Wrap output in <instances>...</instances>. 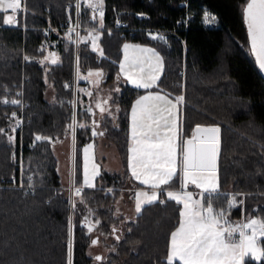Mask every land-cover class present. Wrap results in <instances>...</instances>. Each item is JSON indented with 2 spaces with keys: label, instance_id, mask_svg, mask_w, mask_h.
I'll use <instances>...</instances> for the list:
<instances>
[{
  "label": "trees",
  "instance_id": "trees-1",
  "mask_svg": "<svg viewBox=\"0 0 264 264\" xmlns=\"http://www.w3.org/2000/svg\"><path fill=\"white\" fill-rule=\"evenodd\" d=\"M71 1H21L17 25L4 24L5 12H0V129L4 130L0 133V264H68L69 218L73 228L72 264H92V257H103L87 253V247L93 245L87 231L91 224L101 231L96 244L106 241L113 246V251L106 254L108 258L96 264H167L169 238L179 223L180 204L164 197L165 203L157 200L145 204L140 213L126 217L122 223L121 215L113 213V206L124 188L138 185L125 170L101 171L94 187L84 188L80 196L73 193L70 207L53 144L70 135L69 82L74 73V46L62 32L44 28L58 26L69 17L74 10L69 5ZM246 2L103 0L106 27L123 20L134 27L169 28L185 40L188 68L183 130L190 136L197 126L219 128L216 170L220 186L213 194V206L223 203L226 208L230 194H243L237 196V202L242 200L243 204L227 210L228 220L244 215L264 217V78L248 43L242 13ZM83 3L82 26H97L99 21L93 9ZM205 13L214 16L215 22L205 23ZM99 32L104 54L92 50L87 41L79 40L77 70L102 68L109 81L118 75L119 42H148L158 48L164 61L155 87L172 96L181 91L177 77L183 51L176 35L169 34L168 41L160 42L150 41L140 31L132 37H122L119 31L106 28ZM49 50L58 54V62L45 60ZM18 89H22L19 95ZM141 90L125 83L117 98V125L106 132L123 162L128 148L129 109ZM9 98L24 103L23 123L18 128L12 125V113L19 105L2 102ZM75 120L77 125H85L75 127V138L90 140L93 119L84 106L77 107ZM36 135L50 139L36 141ZM74 151L78 174L75 185H81V158L75 146ZM29 176L33 178L31 182ZM20 183L22 186H17ZM178 183L176 176L172 186L167 187H176ZM86 217L88 222L84 225ZM261 240L264 246V238ZM245 264H264V260L248 257Z\"/></svg>",
  "mask_w": 264,
  "mask_h": 264
},
{
  "label": "snow or ice",
  "instance_id": "snow-or-ice-1",
  "mask_svg": "<svg viewBox=\"0 0 264 264\" xmlns=\"http://www.w3.org/2000/svg\"><path fill=\"white\" fill-rule=\"evenodd\" d=\"M21 7V0H0V12L11 10L16 13ZM80 7V4L77 5ZM88 7L98 12L100 27H103V0H89ZM244 22L247 25L251 50L256 56V62L261 72H264V0H247L243 10ZM14 16H6L4 24H12ZM95 18V17H93ZM215 22V17L205 13V23ZM93 31H96L95 29ZM90 35H92L90 33ZM157 38V37H154ZM163 39V37H159ZM98 36H93V50H96ZM130 46L125 44L124 49ZM142 54L130 60L132 67H139L140 72L135 76H128L130 82L137 88L151 89L158 80L160 57L152 49H139ZM52 63H56L55 54H52ZM127 58V55H126ZM27 60L28 57H25ZM153 60L155 63H153ZM147 65V70L145 69ZM121 70L125 63L120 64ZM92 75V73H89ZM101 76L102 73H96ZM19 95V93L17 94ZM19 105L17 99L2 101ZM183 102L182 96L175 98V103L166 95L148 93L140 96L132 105L130 125V146L128 148V168L132 177L143 185H148L149 192L139 191L136 195V212L140 213L142 206L157 202L159 195H166L169 200H174L183 207L179 212V224L170 234L167 264L178 261L179 264H245V259L264 260V246L261 238H264V217H246L233 225L226 218L228 209L237 207V196L240 193L231 194L227 200V207L216 210L212 203L213 194L218 191L216 182V156L218 153L219 128H202L197 126L192 137L180 143L181 129L174 119L173 109ZM104 103H107L105 101ZM101 112L105 109L98 104ZM166 113V115H165ZM13 118L15 113L12 114ZM19 121H17V126ZM85 127L77 125L75 114L69 128ZM15 129H13L14 131ZM4 130L0 129V133ZM102 132L93 130L92 135H103ZM13 140L12 136L8 137ZM50 139L36 135L35 140ZM88 145L84 149V179L81 187H76L74 194L80 196L84 188L94 187L93 180L99 174L96 164L89 167ZM181 180V190H165L162 186L171 187L173 177L178 174ZM28 181H32L29 176ZM188 184L195 185L202 193H208L207 204L201 200L193 199L191 192L185 191ZM31 187V183L29 184ZM227 195V194H226ZM84 201L81 200V203ZM165 203L164 200H159ZM75 207V204L73 205ZM91 214V213H90ZM87 217L85 218L87 222ZM99 223V221H97ZM92 228L89 227V232ZM116 229L113 228V233ZM238 233V238L234 234ZM119 238V237H117ZM96 240L92 241L95 245ZM68 264H72V232L71 218H69L68 234ZM100 261L102 257L96 256Z\"/></svg>",
  "mask_w": 264,
  "mask_h": 264
},
{
  "label": "rangeland",
  "instance_id": "rangeland-1",
  "mask_svg": "<svg viewBox=\"0 0 264 264\" xmlns=\"http://www.w3.org/2000/svg\"><path fill=\"white\" fill-rule=\"evenodd\" d=\"M82 2H84L83 3L84 5L88 6L89 0H81L80 9H81ZM103 10H104V13H105L104 4H103ZM16 13H13L11 10H8L7 12H5V17L6 16H14L15 17L14 20H15L16 17H17ZM139 15L141 16L142 14H139ZM14 20H13L12 24L17 25L18 23L15 24ZM96 27H98V25ZM140 28H143V29L147 30L148 28H151V27H141L140 26ZM90 33L92 35H90ZM93 36H98L99 37L100 36V32L98 30H96V31H93V30L82 31L80 33V40L89 41L90 46L93 49L94 48V45H93V42H92ZM128 42L129 41L126 40V39L122 40V42L121 41L119 42L120 43V48H119L120 49V57L117 60V64H118V72L120 74H122V70H121V67H120V64H121L122 61L125 63V68H124L123 71L126 74H129L130 72H134V73L135 72H139V69H140L139 67H136L138 70H132V68H134V67L131 66L129 59L131 57L135 56V55L137 56V54L135 53V54L132 55L130 50H125L124 49V45L126 43H128ZM95 51L98 52L99 54L102 51L98 40L96 41V50ZM182 51H183V62H182V66H181V68H180V70L178 72L177 80L180 81V79H181L180 72L185 67V82H186V79H187V68H188L187 67L188 61H187V58H186L187 51H186V53H184L183 47H182ZM126 55H127V58H126ZM145 69L147 70V65H145ZM78 70H79V72L81 71L80 69H78ZM88 70L89 69H87V71ZM79 72H78L79 79H86L88 81V82L86 81V83L89 85L88 89L87 88H85V89L83 88L81 90V92H83L84 90L87 89V91H88V93L90 95L95 91V89H98V88H100L103 85L104 77H106L105 74H104V69H102V68H95L93 70H90V72H88V74L85 73V77H83V78H80L81 76L79 74H81V73H79ZM89 73H92V75H89ZM96 73H102V75L101 76H97ZM179 86H180V90H183V94H184L185 93L184 92L185 87L183 89H181V85L180 84H179ZM173 97H175V96H173ZM83 102L84 101L80 100V96H79L78 97V101L76 102V108L79 107V105H82V107L84 106L86 108V104H84ZM88 104H89V106H87V107L89 109H92V107L90 108L89 101H88ZM183 106L184 105H182V109L180 111H178L177 117H176L177 124L179 125V127L181 129L180 143H182L183 140L188 139V137H189V136H187V134H184L183 121H182L183 118L181 119V117H180L181 111H182V117H183ZM177 107H178V110H179V107H181V105L178 104ZM179 112H180V114H179ZM92 115H93V111H92ZM88 145H92V147L89 149V152H88V155H89V158H90L89 159V167L91 168V164H93V163L96 164L97 168H98V172L100 174V172L102 171V165H101L99 156L97 154L98 153L97 144L93 140V138L91 140H85V141L82 139L81 136H76V138H75L73 132L70 130V135L69 136H67L64 139H59V140L55 141L54 144H53L54 152H55V154H56V156L58 158V172H59V174L61 176V181H62L63 185H65L67 187L68 192H69V204H70V200H72V203H73V197H74L73 193L75 192V188L76 187H81V185H83V179H84V157H85L84 149ZM74 146H75V149L77 150V154L81 158V164H80L81 166L79 167V181H80L81 185H75V184H77V183H75V181H76V178L78 177V174H76V172H77V162L75 161ZM102 164L104 166V163H102ZM92 182L94 184L95 183V179ZM216 182H217L218 188H219L220 183H219V175H218V171L217 170H216ZM180 183L181 182H179V185H180V188H181V184ZM189 189H192V190L194 189V192L193 191H188ZM71 190H73L72 194H71ZM184 190L188 191V192H191L193 194V199L201 200L203 203H204V197L208 196V193H202L201 189L196 188L195 185H192V184H188L186 189H184ZM139 191L149 192L150 193L151 189L149 188V189L140 190V188H139V190H136L133 193H127L126 195H124L125 191H122L123 193L121 194V197L124 195L125 199H127L130 202L131 206H129V205H128V207L125 206L124 203H126V204H128V203L126 201H123L124 203L121 204V203H119V200H117L116 204L113 206V209H112L113 213L115 215H121L120 217H121V222L122 223L124 222L126 217H129V216L133 217L137 213L136 212V195L135 194L137 192H139ZM216 196H217L216 197V199H217L219 197V195H216ZM158 198H159V196H158ZM182 207H183V205L180 204L179 212L182 209ZM214 208L219 211V210L224 208V204L222 203L221 206L214 207ZM248 216H250V215H248ZM248 216L244 215V216L238 217V218L235 219L234 222H232V224L235 225V224H238V223H240L242 221H246V217H248ZM251 217L257 218L255 216H251ZM179 219H180V217H178V220ZM176 227H178V225ZM72 231H73V228L71 229V232ZM100 235H101V231L100 230L99 231L95 230V231H93L91 233L90 236H92V238H93L94 236L98 237ZM109 251H113V246L112 245H108V243L106 241H99L98 244L89 245L87 247V253L88 254H90L92 256L100 254V255L103 256L102 258H105V259L108 258V256H106V254ZM92 258H93L92 264H96L97 260L94 257H92Z\"/></svg>",
  "mask_w": 264,
  "mask_h": 264
},
{
  "label": "crops",
  "instance_id": "crops-1",
  "mask_svg": "<svg viewBox=\"0 0 264 264\" xmlns=\"http://www.w3.org/2000/svg\"><path fill=\"white\" fill-rule=\"evenodd\" d=\"M98 41H99V44H100V47H101V50H102L100 55H102V54H104V49H103V46L101 45L100 36H99ZM128 41L129 42L126 43V44L129 45L130 47L127 50H130L132 55L135 54V53L137 54V56L148 55L146 53L142 54L139 51V49H144V48L152 49L155 53H157L159 55L161 63H160L159 71H158V76L160 78L161 75H162L163 69H164V61H163L162 54L158 50V48L155 45H153L151 43H148V42L132 41V40H128ZM87 42L89 43V41H87ZM89 45H90V43H89ZM90 48H91V46H90ZM52 54H55L56 62H58L59 61V56L54 50H49L47 52L45 60L51 62L52 59H53ZM135 56H133V57H135ZM133 57H131L129 59V61ZM153 63H155L154 60H153ZM93 69H95V68H90L88 71L87 70L80 71L79 72V73H81V74H79L81 76L80 78L85 77V73L88 74V72H90V70H93ZM132 70H138V69L136 67H134V68H132ZM139 72H140V69H139ZM139 72H135V73L134 72H130L129 74H126L124 71H122V74H120L118 72V75H115V77H113L109 81H106V79H105L106 77H104L103 85L100 88L95 89V91L91 95L88 93L87 89L80 93V100L84 101L83 103L86 104V109L88 110V112L90 113V115H91V117L93 119V124L91 126V134L93 133V130H95L98 133L99 132L104 133L103 135H96V136L92 135L93 140L97 144V149H98V153L97 154L99 156V159H100V162H101V165H102V171L121 172V171L125 170L127 172V174H128V177L130 179H132L135 183L138 184L137 187H135V188H132V187L124 188L123 189L125 191L124 195H126L127 193H133L136 190H139V188H140V190H144V189H149L150 188L148 185H143V184H141L139 182V180H136L135 178H133L132 174H131V171L128 168V155H129L128 148H129L130 143H131V141H130V125H131L132 105L134 104V102L140 96L147 95L148 93L160 94V95H166L167 94V98L172 100L173 103H175V98L177 97V95L175 97H173L171 94H169L168 92L164 91L163 89L155 87V85L158 82L159 78L156 81L155 85L151 89L137 88L135 86V84L130 82V80L127 77L128 76L135 77ZM104 74L106 75L105 71H104ZM80 80L82 82H86L87 81L86 79H80ZM125 83L128 84L130 87H133V88H136V89H142V90H141V92H139L132 99V102H131V105H130L129 117H128V148H127V154H126L125 161L123 162L117 146L107 137L106 132H107V130L109 128L116 127V125H117V115H118L117 98L119 97V95H121L122 88L124 87ZM112 87H114V88H112ZM88 101L90 103V108L92 107V109H89L87 107V106H89ZM105 101H107V103H104ZM98 104H100L105 109L104 112H101L100 108L97 107ZM180 105H181V107H179V110H178V107H177L178 105L176 106V108L173 109L174 119L175 120H176L178 111H180L182 109V105L183 104L181 103ZM92 111H93V115H92ZM179 114H180V112H179ZM165 115H166V113H165ZM180 117L182 119V111H181ZM97 120L99 122L97 123V125H95V122ZM191 137H192V134L188 138H191ZM102 163H104V166H103ZM176 176L179 178V182H181L180 175H179V170H178V174ZM176 176H174L173 179ZM162 187L165 188V190H172V191L181 190L179 183H178V185L176 187H172V188H168L167 186H162ZM188 191H193L194 192V189L193 190L189 189ZM122 197L120 196V199H122ZM164 197H167V196L166 195H159L158 200L164 199ZM120 199H118L119 203H121ZM234 221L235 220H229V222H231V223L234 222Z\"/></svg>",
  "mask_w": 264,
  "mask_h": 264
},
{
  "label": "built area",
  "instance_id": "built-area-1",
  "mask_svg": "<svg viewBox=\"0 0 264 264\" xmlns=\"http://www.w3.org/2000/svg\"><path fill=\"white\" fill-rule=\"evenodd\" d=\"M22 3L25 2V0H21ZM72 4L69 3L70 7L74 8L73 13L70 14L69 17H67L64 21H62L58 26H53V27H45L44 30L48 29H54L62 32V34L66 37H69L73 41V46H74V73H73V78L69 82V87L72 90V97L70 100L71 104V116L73 117V114H75L76 117V102L78 101V97L81 93V90L84 88H87L88 85L85 82H81L78 76V70H77V56H78V44L80 40V33L84 30H102V29H108V30H117L119 31L120 35L122 37H132L135 34H137L139 31L143 32L145 36L150 40V41H160V42H166L168 41V36L169 34L176 35V37L179 39L181 46L184 49V53L187 51V46L185 40L177 33L172 31L169 28H163V27H151L146 29L140 28V27H134V26H129L126 21L119 20L117 21L112 27H105L104 26V15H103V27H100V16L98 12H95V15L99 21L98 27H84L81 24L80 20V7L78 8L77 5L80 4L81 0H73L71 1ZM186 5V4H185ZM70 8V9H71ZM22 9L24 10V5L22 6ZM104 12V10H103ZM187 14L183 19V22L186 24L187 23ZM15 24L18 23L17 18L14 20ZM24 27V26H23ZM157 37V38H154ZM159 37H163V39H160ZM181 79L178 82L181 85V89L185 87V67L182 69L180 72ZM18 93H22V89L17 90ZM177 96H182L183 97V102L184 103V94L183 90L177 94ZM12 100L11 98L7 99V101ZM19 108L17 110H14L13 113H15V117H12V125L14 128H18L22 125L23 123V115H22V110L24 107V103L22 100H20ZM12 113V114H13ZM17 121H19V125L17 126ZM72 124V122H71ZM71 131L73 134L75 133V127L71 128ZM17 186L21 187L22 184H17ZM73 190H71L72 194ZM70 207L72 208V200H70ZM72 228V224H71ZM234 238H238V233L234 234Z\"/></svg>",
  "mask_w": 264,
  "mask_h": 264
},
{
  "label": "water",
  "instance_id": "water-1",
  "mask_svg": "<svg viewBox=\"0 0 264 264\" xmlns=\"http://www.w3.org/2000/svg\"><path fill=\"white\" fill-rule=\"evenodd\" d=\"M247 3V2H246ZM246 3H245V5H246ZM93 13V15H94V11L92 12ZM246 25V24H245ZM246 30H247V25H246ZM247 38H248V43H249V46H250V51H251V55H252V57H253V59H254V61H255V64H256V66H257V68H258V70H259V72H260V74L263 76V78H264V72H261L260 71V69H259V66H258V64H257V62H256V56H255V54L252 52V50H251V44H250V40H249V37H248V31H247ZM99 121L97 120L96 122H95V125H97V123H98ZM200 127H202V128H210V127H213V126H200ZM196 129V128H195ZM194 129V130H195ZM193 130V131H194ZM189 139V138H188ZM216 168H217V156H216ZM89 227H91L92 229H94V227H95V225H93V224H91L90 226H88V229H87V231L89 232ZM93 240H98V237L97 236H94L92 239H91V241H93Z\"/></svg>",
  "mask_w": 264,
  "mask_h": 264
},
{
  "label": "flooded vegetation",
  "instance_id": "flooded-vegetation-1",
  "mask_svg": "<svg viewBox=\"0 0 264 264\" xmlns=\"http://www.w3.org/2000/svg\"><path fill=\"white\" fill-rule=\"evenodd\" d=\"M112 88H114V87H112ZM120 201H121V204L124 203L123 201H126L128 204L124 203V205L127 206V207H128V205L131 206L130 202H129L127 199H125L124 196L122 197V199H120ZM85 221H86V220H85ZM87 222H88V219H87ZM87 222H85V223H83V224L85 225ZM94 230H95V229H92V231L90 232V234H91Z\"/></svg>",
  "mask_w": 264,
  "mask_h": 264
}]
</instances>
